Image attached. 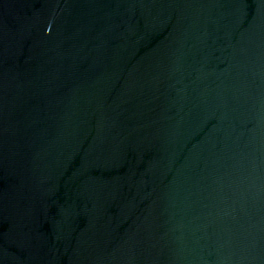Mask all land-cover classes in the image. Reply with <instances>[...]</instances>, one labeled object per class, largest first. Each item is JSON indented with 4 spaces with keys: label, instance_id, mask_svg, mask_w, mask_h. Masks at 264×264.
Masks as SVG:
<instances>
[{
    "label": "water",
    "instance_id": "1",
    "mask_svg": "<svg viewBox=\"0 0 264 264\" xmlns=\"http://www.w3.org/2000/svg\"><path fill=\"white\" fill-rule=\"evenodd\" d=\"M0 264H264V0H0Z\"/></svg>",
    "mask_w": 264,
    "mask_h": 264
}]
</instances>
